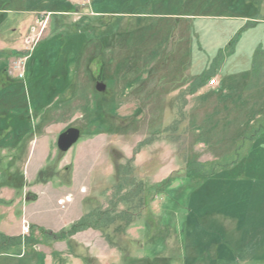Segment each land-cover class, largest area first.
Instances as JSON below:
<instances>
[{
    "label": "rangeland",
    "instance_id": "obj_1",
    "mask_svg": "<svg viewBox=\"0 0 264 264\" xmlns=\"http://www.w3.org/2000/svg\"><path fill=\"white\" fill-rule=\"evenodd\" d=\"M1 233L0 264H264V0H0Z\"/></svg>",
    "mask_w": 264,
    "mask_h": 264
},
{
    "label": "trees",
    "instance_id": "obj_2",
    "mask_svg": "<svg viewBox=\"0 0 264 264\" xmlns=\"http://www.w3.org/2000/svg\"><path fill=\"white\" fill-rule=\"evenodd\" d=\"M77 5L76 4H72V3H69L68 7H61L59 8V10H75L77 9ZM79 9V8H78ZM234 40V39H233ZM211 70V69H210ZM210 70H207L204 74H202L200 77H198L188 88L187 91L185 92H189V93H192L196 88H199L201 87L203 84L206 83V81L212 76L213 72L210 71ZM100 211L98 212H91V214H87L86 217H84L79 223H76L73 225V233L76 232V231H79V230H83L85 228H87L89 225H92L94 227L97 228V224H94L98 221L99 217H104L106 216L107 214H98ZM105 213V212H104ZM131 216V215H129ZM108 218H106V222ZM132 219H128V223L131 222ZM94 224V225H93ZM101 229V228H100ZM0 238L2 240V243L3 245L0 246V251L1 250H9V249H14L15 247L14 246H17V243L14 242V237H10V236H6L4 234H0ZM106 239L107 241L113 245V246H116V247H120L119 244H117L114 239L112 238L111 235L109 236H106ZM14 242V243H13ZM121 249V248H120ZM148 260V259H147ZM155 260V259H154ZM153 261V260H151ZM163 261V260H161ZM164 262V261H163ZM161 264V263H160Z\"/></svg>",
    "mask_w": 264,
    "mask_h": 264
},
{
    "label": "water",
    "instance_id": "obj_3",
    "mask_svg": "<svg viewBox=\"0 0 264 264\" xmlns=\"http://www.w3.org/2000/svg\"><path fill=\"white\" fill-rule=\"evenodd\" d=\"M97 89L100 91H105L106 85L99 83ZM81 137V132L78 128L71 127L66 131L62 132L57 141L58 148L60 151L66 153L68 152L76 143H78Z\"/></svg>",
    "mask_w": 264,
    "mask_h": 264
},
{
    "label": "built area",
    "instance_id": "obj_4",
    "mask_svg": "<svg viewBox=\"0 0 264 264\" xmlns=\"http://www.w3.org/2000/svg\"><path fill=\"white\" fill-rule=\"evenodd\" d=\"M37 28L33 27V30L36 31ZM38 30V29H37Z\"/></svg>",
    "mask_w": 264,
    "mask_h": 264
}]
</instances>
